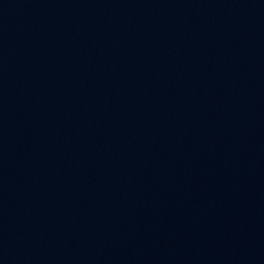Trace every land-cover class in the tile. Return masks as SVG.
<instances>
[{
	"label": "water",
	"instance_id": "water-1",
	"mask_svg": "<svg viewBox=\"0 0 264 264\" xmlns=\"http://www.w3.org/2000/svg\"><path fill=\"white\" fill-rule=\"evenodd\" d=\"M0 264H264V0H0Z\"/></svg>",
	"mask_w": 264,
	"mask_h": 264
}]
</instances>
